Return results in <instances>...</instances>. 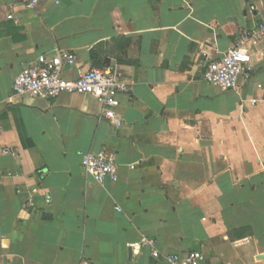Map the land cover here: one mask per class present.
I'll list each match as a JSON object with an SVG mask.
<instances>
[{"label":"crops","instance_id":"1","mask_svg":"<svg viewBox=\"0 0 264 264\" xmlns=\"http://www.w3.org/2000/svg\"><path fill=\"white\" fill-rule=\"evenodd\" d=\"M251 1L0 0V170L19 174L0 184V264H168L194 250L201 264H264V39L249 80L203 78L264 15ZM59 50L133 83L120 126L87 94L14 92L25 66ZM100 151L118 181L86 173L83 154Z\"/></svg>","mask_w":264,"mask_h":264},{"label":"built area","instance_id":"2","mask_svg":"<svg viewBox=\"0 0 264 264\" xmlns=\"http://www.w3.org/2000/svg\"><path fill=\"white\" fill-rule=\"evenodd\" d=\"M25 8H34L39 0H17ZM264 0H252L254 10L259 9V3ZM14 19V15L8 16ZM264 39V15L252 28H242L223 56L216 60H209L206 64L203 78L214 83L224 90L237 87L240 78H251L252 49ZM77 57L71 51L59 50L55 54L39 55L32 63L25 66L15 77L13 90L18 95L31 98L54 99L64 93L87 94L97 99L103 106L105 118L110 123L120 126L123 120L118 117L117 108L121 105V95H129L133 89V83L124 81L113 67H92L84 69L77 66ZM75 68L76 77L66 78L64 73L67 68ZM261 88L262 84H258ZM257 100H252L256 103ZM3 153L16 157L17 152L10 148L3 149ZM82 163L86 173L95 181L104 183L115 182L119 179V164L113 154L105 151L97 153H85ZM135 164L130 168H135ZM18 173L0 170V184L6 177H18ZM18 192H21L18 189ZM38 188L31 190V196L27 202L29 208L35 207L33 195ZM250 242V238H244L236 242L240 246ZM142 245L152 250L155 258H160L156 248V242L152 238H145ZM204 254L198 250L191 251L186 256L170 254L166 257L168 264H201ZM84 264H89L87 261Z\"/></svg>","mask_w":264,"mask_h":264}]
</instances>
